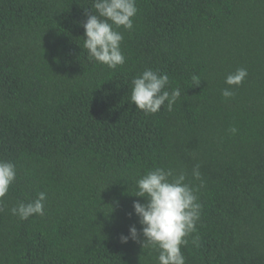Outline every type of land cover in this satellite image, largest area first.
<instances>
[{
	"label": "trees",
	"instance_id": "16d2710c",
	"mask_svg": "<svg viewBox=\"0 0 264 264\" xmlns=\"http://www.w3.org/2000/svg\"><path fill=\"white\" fill-rule=\"evenodd\" d=\"M136 6L134 29H117L126 62L110 69L83 47L93 0H0V160L16 167L0 264H157V250L120 242L141 228L135 181L156 167L183 171L202 205L186 264H264V0ZM145 69L180 89L171 112L131 103ZM40 192L43 216L11 214Z\"/></svg>",
	"mask_w": 264,
	"mask_h": 264
},
{
	"label": "clouds",
	"instance_id": "9594fccd",
	"mask_svg": "<svg viewBox=\"0 0 264 264\" xmlns=\"http://www.w3.org/2000/svg\"><path fill=\"white\" fill-rule=\"evenodd\" d=\"M94 14L87 15L83 23V47L88 58L110 69H116L126 62L121 51L123 35L117 29L133 30V18L138 9L136 0H93ZM247 70L238 68L225 78L227 88L222 90L225 98L234 93L233 86H240L247 76ZM197 85L199 77L193 76ZM130 101L145 114H155L166 106L171 112L181 96L179 88L167 90L169 76L152 69H145L131 81ZM230 131L235 133L236 128ZM196 180L201 179L199 166L192 170ZM16 180V167L13 163L0 160V200L9 192L10 186ZM186 181L183 171L172 168L156 167L148 170L135 181L136 197L144 199L133 202V212L138 217L141 228L135 225L129 227V234L120 236L121 243L129 240L140 243L141 248H152L158 251L157 264H186L182 246L189 243L187 239L197 232V223L201 216L202 205L198 202L196 189ZM201 187L203 182H201ZM46 193L40 192L37 198L13 206L11 214L19 219H28L33 215H44ZM131 215V214H130ZM140 237H143L141 240ZM199 236L192 242L198 245Z\"/></svg>",
	"mask_w": 264,
	"mask_h": 264
}]
</instances>
